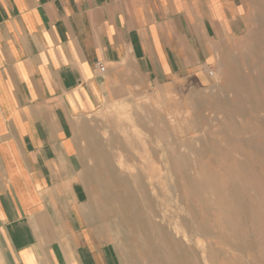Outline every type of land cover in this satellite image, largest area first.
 <instances>
[{
	"label": "crops",
	"instance_id": "0c3cea01",
	"mask_svg": "<svg viewBox=\"0 0 264 264\" xmlns=\"http://www.w3.org/2000/svg\"><path fill=\"white\" fill-rule=\"evenodd\" d=\"M245 27L244 0H0V264H122L92 209V115L185 99Z\"/></svg>",
	"mask_w": 264,
	"mask_h": 264
},
{
	"label": "rangeland",
	"instance_id": "374dc122",
	"mask_svg": "<svg viewBox=\"0 0 264 264\" xmlns=\"http://www.w3.org/2000/svg\"><path fill=\"white\" fill-rule=\"evenodd\" d=\"M244 4V31L185 99L91 117L92 204L122 264H264V0Z\"/></svg>",
	"mask_w": 264,
	"mask_h": 264
},
{
	"label": "bare ground",
	"instance_id": "6f19581e",
	"mask_svg": "<svg viewBox=\"0 0 264 264\" xmlns=\"http://www.w3.org/2000/svg\"><path fill=\"white\" fill-rule=\"evenodd\" d=\"M252 110H253V109H252ZM124 116H125V115H124ZM127 116H128V115H127ZM242 116H243V115H242ZM129 121H130V119H129ZM130 122H132V121H130ZM91 131H92V130H91ZM144 134H146V133H144ZM144 134H143V135H144ZM87 137H88V136H87ZM84 140H85V138H84ZM90 140H91V139H90ZM90 140H89V141H90ZM253 141H254V140H253ZM87 142H88V141H87ZM95 146H98V144H95ZM94 148H95V147H94ZM97 148H99V146H98ZM97 148H96V149H97ZM123 148H124V146H123ZM128 148H129V147H128ZM96 149H94V151H95ZM102 149H103V146H102ZM107 149H108V148H107ZM136 149H137V148H136ZM263 149H264V148H263ZM98 150H99V149H98ZM130 151H132V150H130ZM92 152H93V151H92ZM96 152H97V150L95 151V154H96ZM117 152H119V151H117ZM128 152H129V151H128ZM89 153H90V152H89ZM93 153H94V152H93ZM93 153H92V154H93ZM99 153H100V152H99ZM99 153L97 152L98 155H100ZM115 153H116V152H115ZM90 154H91V153H90ZM116 154L119 155V153H116ZM160 154H161V153H159V155H160ZM258 154H259V153H258ZM103 155H105V154L103 153ZM122 155H123V154H122ZM89 156H91V155H89ZM92 156H93V155H92ZM87 157H88V156H87ZM96 157H97V156H96ZM98 157H99V156H98ZM118 157H119V156H118ZM124 158H125V157H124ZM162 159H163V158H162ZM177 159H178V158H177ZM204 159H205V158H204ZM93 160H94V159H93ZM98 160H99V159H98ZM114 160H115V158H114ZM117 160H118V159H117ZM165 160H166V159H165ZM89 161H90V160H89ZM119 161H120V160H119ZM121 161H123V159H122ZM163 161H164V160H163ZM89 163H90V162H89ZM107 163H108V161H107ZM163 163H166V162H163ZM163 163H162V164H163ZM166 164H167V163H166ZM138 165H139V164H138ZM164 165H165V164H164ZM93 166H94V165H93ZM94 167H97V166H94ZM158 168H159V166H158ZM136 169H138V167H137ZM168 169H170V168H168ZM140 170H141V169H140ZM173 170H174V169H173ZM100 171H101V170H100ZM164 171H165V170H164ZM93 172H95V171L93 170ZM140 172H141V171H140ZM140 172H139L138 174H140ZM83 173H85V172H83ZM162 173H163V172H162ZM87 174L89 175V173H86V176H87ZM102 174H103V173H102ZM104 174H106V173H104ZM166 174H168V173H166ZM246 174H247V173H246ZM100 175H101V174H100ZM106 175H107V174H106ZM170 175H171V174H170ZM83 176H84V175H83ZM163 176H164V175L162 174V177H163ZM165 176H166V175H165ZM167 177H168V176H167ZM170 177H171V176H170ZM86 178H87V177H86ZM87 179H90V178H87ZM87 179H86V180H87ZM105 179H106V178H105ZM162 179H164V178H162ZM164 180H165V179H164ZM167 180H168V178H167ZM176 181H177V180H176ZM89 182H90V181H89ZM174 182H175V181H174ZM90 183H91V182H90ZM107 183H108V182H107ZM108 184H110V183H108ZM173 184H174V183H173ZM102 185H103V184H102ZM163 185H164V184H163ZM86 186H87V185H86ZM109 186H110V185H109ZM161 187H162V186H161ZM164 188H165V187H164ZM87 189H88V188H87ZM89 189H91V188H89ZM92 189H93V188H92ZM92 189H91V190H92ZM175 189H176V188H175ZM93 193H94V191H93ZM91 194H92V192H91ZM95 195H96V194H95ZM95 195H94L93 197H94V198H97V197H95ZM168 197H170V196H168ZM166 200H168V198H167ZM170 200H171V198H170ZM97 201H98V200H97ZM171 201H172V200H171ZM240 201H241V200H240ZM99 202H100V201H99ZM99 202H98V204H99ZM169 202H170V201H169ZM169 202L167 203L168 205L171 204V203L169 204ZM102 203H103V202H102ZM90 204H91V203H90ZM92 205L95 206L96 204H92ZM102 205H103V204H102ZM242 205H243V204H242ZM99 206H100L101 208L104 207V206H101V204H100ZM96 207H97V205H96ZM93 208H94V207H92V209H93ZM89 209H90V208H89ZM97 209H98V208H97ZM106 209H107V208H106ZM100 211H101V210H100ZM107 211H108V210H107ZM137 212H138V211H137ZM94 213H95V211H94ZM101 213H102V212H101ZM103 213H104V216H105L106 213H105L104 211H103ZM108 213H109V212H108ZM247 214H248V213H247ZM98 215H99V216H98ZM97 216L100 217L101 215H100V214H97ZM109 216H110V215H109ZM101 217H102V216H101ZM106 217H107V216H106ZM104 218H105V217H104ZM99 219H101V218H98V220H99ZM106 219H107V218H106ZM101 220H102V219H101ZM114 220H115V219H114ZM105 221H106V220H105ZM116 221H118V220H116ZM116 221H114V222H116ZM109 222H110V221H109ZM104 223H105V222H104ZM118 223H119V222H118ZM142 223H143V222H142ZM110 224H111V223H110ZM105 225H106V224H105ZM105 225H104V226H105ZM102 226H103V224H102ZM115 226H116V225H115ZM105 227H106V226H105ZM102 229H104V228H102ZM108 229L110 230V228H108ZM116 229H117V228H116ZM106 230H107V229H106ZM122 230H123V229H122ZM124 231H125V230H124ZM126 231H127V230H126ZM122 232H123V231H122ZM107 233H108V232H107ZM117 233H118V232H117ZM110 234H111V233H110ZM128 234H129V233H128ZM102 236H103V235H102ZM115 236H117V235H115ZM118 236H119V235H118ZM104 237H106L105 234H104ZM107 237H108V236H107ZM107 237H106V238H107ZM112 237H113V236H112ZM119 237H120V236H119ZM123 237H124V236H123ZM164 237H165V236H164ZM164 237H163V238H164ZM114 238H115V237H114ZM114 238H113V239H114ZM120 238H121V237H120ZM124 238H125V237H124ZM158 238H159V237H158ZM115 240H116V239H115ZM164 240H165V239H164ZM159 241H163V240H159ZM165 241H166V240H165ZM165 241H164V242H165ZM174 241H175V240H174ZM108 242H109V241H108ZM116 242H117V240H116ZM161 243H162V242H161ZM165 243H166V242H165ZM146 244H147V243H146ZM159 244H160V243H159ZM159 244H158V245H159ZM166 245H167V244H166ZM123 246H124V245H123ZM160 246H161V245H160ZM167 246H168V245H167ZM193 246H194V245H193ZM193 246H191V248H192ZM195 247H196V246H195ZM136 249H137V248H136ZM192 249H193V248H192ZM118 250H119V248H118ZM164 250H165V249H164ZM195 250H196V249H195ZM195 250H194V252H195ZM120 251L122 252L121 248H120ZM166 251H167V250H166ZM164 252H165V251H164ZM172 253H173V252H172ZM172 253H171V254H172ZM191 253H192V251H191ZM165 254H167V253H165ZM168 254H169V253H168ZM168 254H167V255H168ZM171 254H169V256H170ZM196 254H197V253H196ZM167 255H166V256H167ZM178 255H179V254H178ZM172 256H174V255H172ZM170 257H171V256H170ZM185 257H186V256H185ZM193 257H194V256H193ZM154 258H156V257L154 256ZM171 258H172V257H171ZM173 258H174V260H175V257H173ZM173 258H172V259H173ZM194 258H195V257H194ZM195 259H196V258H195ZM123 260H124V259H123ZM168 260H170L169 257H168ZM174 260H173V261H174ZM154 261H155V259H154ZM157 261H158V259H157ZM157 261H156V263H157ZM159 262H160V260H159ZM171 262H172V261H171ZM174 262H175V261H174ZM176 262H177V261H176ZM156 263H155V264H156ZM169 263H170V262H169ZM157 264H158V263H157ZM167 264H168V263H167ZM186 264H188V263H186Z\"/></svg>",
	"mask_w": 264,
	"mask_h": 264
},
{
	"label": "built area",
	"instance_id": "2783aa9c",
	"mask_svg": "<svg viewBox=\"0 0 264 264\" xmlns=\"http://www.w3.org/2000/svg\"><path fill=\"white\" fill-rule=\"evenodd\" d=\"M98 68H99V71H100L101 73H104V72L106 71V67H105V65L102 64V63H99V64H98ZM208 76L213 77V76H214V71H213V70H210V71L208 72Z\"/></svg>",
	"mask_w": 264,
	"mask_h": 264
}]
</instances>
